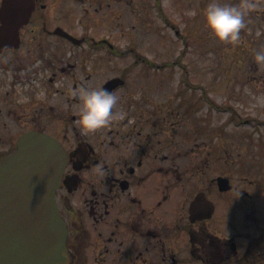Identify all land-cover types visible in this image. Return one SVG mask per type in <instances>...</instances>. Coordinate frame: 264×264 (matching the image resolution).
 Returning a JSON list of instances; mask_svg holds the SVG:
<instances>
[{"label": "flooded vegetation", "instance_id": "flooded-vegetation-1", "mask_svg": "<svg viewBox=\"0 0 264 264\" xmlns=\"http://www.w3.org/2000/svg\"><path fill=\"white\" fill-rule=\"evenodd\" d=\"M134 2L0 0V159L39 148L47 175L57 169L55 264H264V176L245 175L216 141L227 124L208 122L236 113L230 97L184 77L172 89L141 80L177 67L84 64L121 51L110 33ZM82 85L117 94L109 125L78 123Z\"/></svg>", "mask_w": 264, "mask_h": 264}, {"label": "rangeland", "instance_id": "rangeland-1", "mask_svg": "<svg viewBox=\"0 0 264 264\" xmlns=\"http://www.w3.org/2000/svg\"><path fill=\"white\" fill-rule=\"evenodd\" d=\"M135 0L133 10L125 9L121 31L112 32L111 40L124 54L103 52L88 55L84 64L91 67H177L166 74L144 75L141 80H166L172 89L182 77L200 83L206 94L219 100L230 97L236 113L209 115L215 127L227 124L229 135L217 136L218 143L232 147L233 160L250 177L264 176V63L254 59L255 50L264 48V0H254L257 7L246 10L245 28L238 44L217 40L204 24V12L209 0H162L154 5ZM240 4L245 0H221ZM160 7V8H159ZM196 9L195 16L190 14ZM261 35H257V30ZM176 31L179 32V37ZM107 36L108 31L104 30ZM133 49L131 52L130 50ZM153 65V66H151ZM178 67H185L181 71ZM142 82V81H141ZM210 91V92H209ZM226 101L223 102H228ZM217 117V118H215ZM246 121V123L244 121ZM236 165V167L238 166Z\"/></svg>", "mask_w": 264, "mask_h": 264}, {"label": "water", "instance_id": "water-1", "mask_svg": "<svg viewBox=\"0 0 264 264\" xmlns=\"http://www.w3.org/2000/svg\"><path fill=\"white\" fill-rule=\"evenodd\" d=\"M40 152L25 148L0 159V192L19 195L0 199L9 209L0 222V264H55L64 250L66 229L53 196L57 169L49 177Z\"/></svg>", "mask_w": 264, "mask_h": 264}, {"label": "clouds", "instance_id": "clouds-1", "mask_svg": "<svg viewBox=\"0 0 264 264\" xmlns=\"http://www.w3.org/2000/svg\"><path fill=\"white\" fill-rule=\"evenodd\" d=\"M256 7L254 0H245L243 6L223 3L221 0H209L204 12V24L217 40L238 44L241 40V30L246 24V10ZM190 14L195 16L196 9H191ZM256 34L261 35V30L258 29ZM254 59L257 63H264V48L255 50ZM77 94L82 98L78 123L85 130L100 129L111 123L113 109L119 102L115 92L105 87L89 88L82 85ZM40 95L44 93L41 92ZM28 99L29 97L24 96L21 102Z\"/></svg>", "mask_w": 264, "mask_h": 264}]
</instances>
